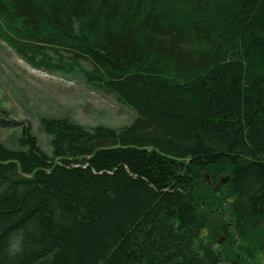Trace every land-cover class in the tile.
I'll list each match as a JSON object with an SVG mask.
<instances>
[{
    "label": "trees",
    "instance_id": "1",
    "mask_svg": "<svg viewBox=\"0 0 264 264\" xmlns=\"http://www.w3.org/2000/svg\"><path fill=\"white\" fill-rule=\"evenodd\" d=\"M0 40L133 113L0 143V264H264V0H0Z\"/></svg>",
    "mask_w": 264,
    "mask_h": 264
},
{
    "label": "rangeland",
    "instance_id": "2",
    "mask_svg": "<svg viewBox=\"0 0 264 264\" xmlns=\"http://www.w3.org/2000/svg\"><path fill=\"white\" fill-rule=\"evenodd\" d=\"M41 118L66 119L85 130H118L130 123L133 113L112 94L91 88L81 70L59 74L37 69L0 40V143L18 148L21 130L28 127L49 155L50 138L40 128Z\"/></svg>",
    "mask_w": 264,
    "mask_h": 264
},
{
    "label": "water",
    "instance_id": "3",
    "mask_svg": "<svg viewBox=\"0 0 264 264\" xmlns=\"http://www.w3.org/2000/svg\"><path fill=\"white\" fill-rule=\"evenodd\" d=\"M224 183V182H223Z\"/></svg>",
    "mask_w": 264,
    "mask_h": 264
}]
</instances>
